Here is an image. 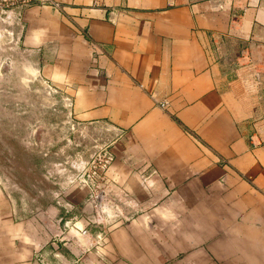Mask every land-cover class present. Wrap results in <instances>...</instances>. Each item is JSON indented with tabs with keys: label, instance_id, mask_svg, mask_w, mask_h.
Segmentation results:
<instances>
[{
	"label": "crops",
	"instance_id": "crops-1",
	"mask_svg": "<svg viewBox=\"0 0 264 264\" xmlns=\"http://www.w3.org/2000/svg\"><path fill=\"white\" fill-rule=\"evenodd\" d=\"M55 1L0 13L105 136L115 221L67 259L0 185V264H264V0Z\"/></svg>",
	"mask_w": 264,
	"mask_h": 264
},
{
	"label": "rangeland",
	"instance_id": "rangeland-1",
	"mask_svg": "<svg viewBox=\"0 0 264 264\" xmlns=\"http://www.w3.org/2000/svg\"><path fill=\"white\" fill-rule=\"evenodd\" d=\"M1 16L0 185L21 216L46 220L55 251L70 259L76 247L77 262L100 257L115 221L99 166L106 138L75 122L66 94L40 76Z\"/></svg>",
	"mask_w": 264,
	"mask_h": 264
},
{
	"label": "built area",
	"instance_id": "built-area-1",
	"mask_svg": "<svg viewBox=\"0 0 264 264\" xmlns=\"http://www.w3.org/2000/svg\"><path fill=\"white\" fill-rule=\"evenodd\" d=\"M27 0H0V10L8 9L18 3H25ZM40 2H47L51 3L54 6H58L57 1L55 0H39ZM164 102H161L160 104L163 105ZM112 155L111 152L103 149L101 152V157L99 158L101 160V163L99 164L102 171H105L109 161L111 160Z\"/></svg>",
	"mask_w": 264,
	"mask_h": 264
}]
</instances>
